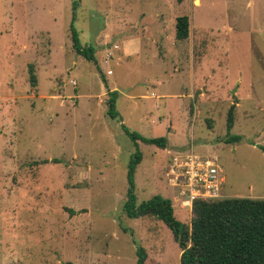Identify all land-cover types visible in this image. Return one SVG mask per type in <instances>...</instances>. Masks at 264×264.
I'll return each mask as SVG.
<instances>
[{"label":"rangeland","instance_id":"rangeland-1","mask_svg":"<svg viewBox=\"0 0 264 264\" xmlns=\"http://www.w3.org/2000/svg\"><path fill=\"white\" fill-rule=\"evenodd\" d=\"M195 1L0 0V264H136L139 247L145 264H179L162 220L121 210L136 149L137 202L170 198L185 224L192 211L166 171L190 145L218 158L223 197L264 198L256 1ZM180 15L184 40L175 38ZM71 25L96 63L75 53ZM123 37L139 40L133 51L112 47ZM111 86L119 120L107 113ZM236 101L230 133L240 140L226 142ZM122 124L167 146L133 141Z\"/></svg>","mask_w":264,"mask_h":264},{"label":"trees","instance_id":"trees-1","mask_svg":"<svg viewBox=\"0 0 264 264\" xmlns=\"http://www.w3.org/2000/svg\"><path fill=\"white\" fill-rule=\"evenodd\" d=\"M188 33V16H177L175 38L184 40ZM70 35L75 53L96 63L94 49L80 43L73 25L70 26ZM101 76L105 82V77ZM29 80L32 85L35 84L36 76L31 70ZM118 94L116 90H108L106 99L108 115L117 120L120 119L116 109ZM234 109L235 105L231 104L227 112L226 142L240 140V136L230 133L234 124ZM122 129L133 141L141 140L163 148L167 146L165 137H146L123 124ZM141 158L140 151L136 149L128 163L129 186L121 210L129 218L152 216L162 220L179 245V264H264V198L223 197L222 194L220 198L197 199L191 206L190 224H185L174 216L170 198L155 194L137 202L133 173ZM136 256V264H145L147 254L143 247L137 248Z\"/></svg>","mask_w":264,"mask_h":264},{"label":"built area","instance_id":"built-area-1","mask_svg":"<svg viewBox=\"0 0 264 264\" xmlns=\"http://www.w3.org/2000/svg\"><path fill=\"white\" fill-rule=\"evenodd\" d=\"M166 179L178 188L182 204L190 210L194 200L222 197L223 174L216 159L198 156L192 150L171 157Z\"/></svg>","mask_w":264,"mask_h":264},{"label":"crops","instance_id":"crops-1","mask_svg":"<svg viewBox=\"0 0 264 264\" xmlns=\"http://www.w3.org/2000/svg\"><path fill=\"white\" fill-rule=\"evenodd\" d=\"M255 1H256V7H255V9L253 11V21L257 22L260 26H263V29H261V31L264 33V31H263L264 30V0H255ZM195 2H197V0ZM227 30H230L229 26L226 27V31ZM137 41H139V40H137L136 38L128 39V37L127 38L123 37L116 44H113L112 47L117 49L119 47H122V45H123L124 46L123 48H124V50L126 52L127 51H133L135 49V47L137 46L136 45ZM111 73H112V71L109 74H111ZM111 88L112 89H110V90H116L118 92V90L115 89L114 86H111ZM151 96H154V94L151 93ZM234 105H235V109H236L238 107V105H239V101H236V103ZM233 126H234V124H233ZM189 150H192L195 153L192 145H190V147L186 151H189ZM186 151H184V152H186ZM184 152H180V153H184ZM174 155H176V154H174ZM197 155L201 156V157L214 158V159H216V161L218 163V158L216 156H211V155H206V154L202 155V154H199V153ZM170 160H171V158H170ZM170 160H169V162H170ZM218 165H219V163H218Z\"/></svg>","mask_w":264,"mask_h":264}]
</instances>
